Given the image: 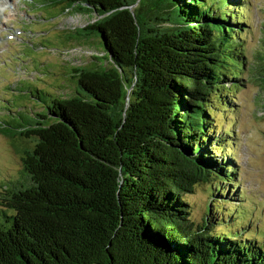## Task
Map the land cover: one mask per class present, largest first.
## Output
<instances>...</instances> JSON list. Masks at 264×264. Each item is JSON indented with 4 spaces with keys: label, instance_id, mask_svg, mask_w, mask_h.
I'll list each match as a JSON object with an SVG mask.
<instances>
[{
    "label": "trees",
    "instance_id": "16d2710c",
    "mask_svg": "<svg viewBox=\"0 0 264 264\" xmlns=\"http://www.w3.org/2000/svg\"><path fill=\"white\" fill-rule=\"evenodd\" d=\"M42 1L89 9L75 39L101 55L72 69L73 95L0 128L33 143L27 180L0 190V264H264L219 205L239 191L212 135L244 82L243 0ZM208 184L194 220L185 195Z\"/></svg>",
    "mask_w": 264,
    "mask_h": 264
},
{
    "label": "rangeland",
    "instance_id": "374dc122",
    "mask_svg": "<svg viewBox=\"0 0 264 264\" xmlns=\"http://www.w3.org/2000/svg\"><path fill=\"white\" fill-rule=\"evenodd\" d=\"M42 2L4 0L0 6V128L11 129L60 94L73 95L72 69L99 63L94 58L101 55L98 39H75V29L91 22L94 14L88 8L62 12L60 4ZM243 4L244 82L228 86L233 101L216 112L218 132L212 135L223 136L225 149L234 158L236 179L231 182L239 191L227 201L219 198V205L224 211L236 209L233 219L238 216L243 223L236 233L264 248V0H243ZM32 145L28 139L0 131V190L27 180L22 150ZM208 188L209 184L199 185L185 195L194 220L205 217ZM3 216L0 212V220Z\"/></svg>",
    "mask_w": 264,
    "mask_h": 264
},
{
    "label": "bare ground",
    "instance_id": "6f19581e",
    "mask_svg": "<svg viewBox=\"0 0 264 264\" xmlns=\"http://www.w3.org/2000/svg\"><path fill=\"white\" fill-rule=\"evenodd\" d=\"M2 2H4V0H0V6L2 5ZM0 11H1V9H0Z\"/></svg>",
    "mask_w": 264,
    "mask_h": 264
}]
</instances>
